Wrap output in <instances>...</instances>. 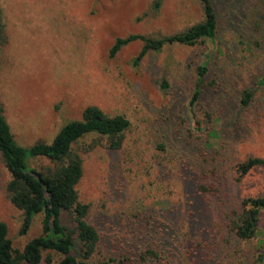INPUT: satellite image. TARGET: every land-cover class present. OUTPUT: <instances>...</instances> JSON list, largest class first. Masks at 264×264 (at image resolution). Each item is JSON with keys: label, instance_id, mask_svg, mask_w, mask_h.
<instances>
[{"label": "rangeland", "instance_id": "rangeland-1", "mask_svg": "<svg viewBox=\"0 0 264 264\" xmlns=\"http://www.w3.org/2000/svg\"><path fill=\"white\" fill-rule=\"evenodd\" d=\"M155 1L0 0L6 36L0 44L3 115L23 147L51 142L87 106L129 121L119 151L95 135L76 148L83 166L78 199L88 206L87 221L99 235L92 264L136 259L145 243L158 241L172 254L169 264H198V257L208 264H253L259 256L264 264V210L249 241L230 235L228 219L239 211L241 198L264 196V169L243 177L232 170L247 158L264 159V86H256L264 79V0H216L219 28L213 41L167 46L135 63L142 47L137 40L111 57L118 38L167 36L202 19L199 0H160L158 8ZM201 63H207L205 82L212 86L203 93L209 100L202 96L195 119H189L186 105L194 68ZM162 82L168 85L164 90ZM248 90L255 95L243 107L240 97ZM202 110L214 115L207 146L227 158L216 192L200 196L180 182L171 150L165 145L166 152H160L154 145L161 135L163 143L173 140V130L201 135L205 129H196L206 124ZM8 180L0 160V222L13 249L22 250L41 234L42 215L20 234L22 213L7 199ZM163 201L173 206L172 214L163 215ZM190 212L199 213L198 228H189ZM172 216L173 226L160 229ZM42 256L40 264L60 259L50 251Z\"/></svg>", "mask_w": 264, "mask_h": 264}, {"label": "trees", "instance_id": "trees-1", "mask_svg": "<svg viewBox=\"0 0 264 264\" xmlns=\"http://www.w3.org/2000/svg\"><path fill=\"white\" fill-rule=\"evenodd\" d=\"M199 3L202 13L199 22L180 32L158 38L142 35L118 38L110 49V56H114L123 46L137 40L142 42V47L135 63L148 53L160 52L167 46L194 47L206 41H213L219 28L216 0H199ZM230 3L232 5L231 1ZM159 5L160 0H156L154 7L158 8ZM5 39L0 5V44L5 42ZM194 70L192 91L186 105L189 119H195V108L202 96L206 101L209 100V96L203 93L206 86H212L205 82L208 75L207 63L199 64ZM160 86L163 90L168 87L166 82H162ZM256 86H264V79ZM254 95L252 90L243 93L240 105L247 107ZM202 111L206 124L195 128L197 131L205 129L201 135L193 131L173 130V140L163 143L164 135H161L159 138L162 140H158L154 145L160 152H166L165 145L171 150L177 162L176 169L182 173L180 182L188 188L187 192H198L200 196L203 193L216 192V185L221 179V163L227 158L222 150L207 146L210 136L213 135L211 123L214 115ZM208 121L210 125L207 126ZM129 127L130 123L125 117L121 115L110 117L96 106H87L82 111L81 118L62 126L51 142H37L29 147H23L15 141L0 104V160L9 175L6 184L7 199L22 213L20 234H26L34 217L42 215L41 234L28 241L22 250L13 249L8 238L7 226L0 222V264H40L43 261V253L48 251L60 256L55 264H92L91 258L95 254L99 235L87 221L88 206L80 203L78 199L77 186L83 175V166L76 148L83 138L95 135L105 139L109 150L117 152L122 148L124 134ZM96 144V142L90 144L87 150L94 148ZM40 161L44 163H38ZM32 162L38 164L31 166ZM261 168L264 169V159L252 157L237 166L232 165L233 172L235 170L240 177ZM159 170L165 177L163 165L158 167ZM169 203L168 201L161 203L164 216L174 211ZM263 210L264 196L241 198L239 211L228 218L230 235L238 241L255 238L259 215ZM175 217L169 218L171 221L165 220L166 224L160 229H170L175 223ZM198 218L199 213H189V228L198 226L201 222L200 220L198 223ZM145 226L148 228V222H145ZM145 247L136 259L124 258L117 263L114 261V264L170 263L169 257L172 254L167 253L159 241L145 243ZM189 252L195 258L198 257L195 248H190ZM205 259L198 257L195 260L199 262L198 264H208L203 261ZM46 262L51 264L50 261ZM256 262L257 264L263 262L261 256L253 264Z\"/></svg>", "mask_w": 264, "mask_h": 264}]
</instances>
